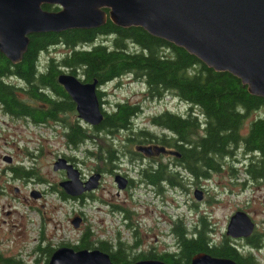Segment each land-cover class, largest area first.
<instances>
[{"label": "trees", "instance_id": "1", "mask_svg": "<svg viewBox=\"0 0 264 264\" xmlns=\"http://www.w3.org/2000/svg\"><path fill=\"white\" fill-rule=\"evenodd\" d=\"M44 7L59 8L51 4ZM59 46L69 50L62 56L57 51L49 54L43 68L40 65L41 54L54 53L53 50ZM66 68L75 74L80 71L86 79H97L100 83H109L130 74L146 83L151 97H163L168 91L172 92L189 105L187 111L166 109L153 115L151 122L175 133L173 141L161 135L159 140L174 144L183 152L184 168L196 177L209 176L213 170L221 169L225 158L242 147L248 157L245 164L247 173L254 180H264V112L252 118L245 131L251 114L264 108V96L252 94L248 85L230 71L208 66L186 48L151 34L142 26L124 27L109 18L99 27L31 33L28 49L17 63L0 50V101L3 110L13 116H30L36 122L59 119L57 111L71 106L69 95L59 80L60 73ZM53 93L67 99L56 101L50 97ZM33 101L49 102L51 106L44 110ZM140 110V103L118 101L96 126L98 129L130 128L134 131V118ZM68 126L70 142L78 144L88 136L87 129L79 123L69 121ZM98 129L96 136H101L96 139L98 150L112 160L117 144L110 139L108 130ZM153 132L134 133V136L144 139L152 137ZM10 167L18 176H29L33 172L24 162ZM178 168L161 163L156 170L152 167L145 170V178L160 188L163 181L179 185L182 177ZM200 223L193 227L190 237L181 232L180 253L152 257L172 264H190L196 253L207 251L215 256L234 258L240 264H260L252 251L240 249L235 239L228 235L215 242L209 235L205 217H201ZM175 227L180 230L182 226L177 222ZM247 241L255 247L262 245L255 232ZM61 244L75 248L99 247L110 253L115 264H130L143 257L132 252L131 246L120 244L114 249L107 241L94 240L89 227L83 231L78 243L64 241ZM39 248L46 257L44 264H48L56 247L39 245ZM36 261L39 262V258L36 257ZM4 263L19 264L8 258Z\"/></svg>", "mask_w": 264, "mask_h": 264}, {"label": "rangeland", "instance_id": "2", "mask_svg": "<svg viewBox=\"0 0 264 264\" xmlns=\"http://www.w3.org/2000/svg\"><path fill=\"white\" fill-rule=\"evenodd\" d=\"M68 50L65 46H59L53 50L54 53H42L40 65L45 66L49 54H55L57 51L62 56ZM106 87L109 92L106 109L118 101L140 103L141 110L134 118V130L146 127L151 131L170 133L152 123V116L166 109L186 112L189 107L185 101L169 91L163 97L148 96L146 83L130 74L113 80ZM263 112L264 108L251 114L245 131L248 130L250 120ZM69 121L78 120L61 114L59 119L36 122L31 118L7 114L0 105V206L4 205V211L9 208L16 211L12 215L2 211L0 226L7 229L15 216L24 218L21 226L25 227L26 259L30 264L45 262V255L38 248L39 245L58 247L64 241L78 242L83 230L76 228L71 221L77 209H82L87 214L85 229L90 223L107 225L106 229L94 232L100 238L115 236L114 232L118 227L123 230L124 235H128L126 220H122L120 212H117L118 215L110 213V206L106 203L109 200L119 203L124 195L126 197L122 204L131 211H138V215L143 213L141 207L147 202L153 206L152 216L146 215L144 219L147 225L153 223L156 226L160 237L158 243L161 245L173 242L171 236L164 235L161 229L169 231L172 220L175 222L179 217H182L192 230L195 225L201 224V217H205L210 237L215 242H220L227 235L230 216L237 209H244L256 222L254 232L261 238L262 245L255 247L248 243L247 238H232L240 249L252 251L260 264H264V180H254L247 173L245 164L248 157L244 148L238 147L235 153L225 158L221 169L213 170L209 176L196 177L189 170H185L183 177L181 176L182 184L172 185L165 181L164 187L153 196H145L136 191L133 195L122 193L118 198L113 176L107 174L99 193L82 203L62 195L59 181L66 176V171L54 169L53 164L59 156H71L84 173H89L97 161L92 158L88 147L95 150L98 147L92 139L84 140L78 145L69 144L66 135ZM121 134L124 135L125 130ZM97 137L101 138L100 135ZM5 154H11L13 161H6ZM21 162L32 169V174L18 176L12 171L10 166ZM122 164L123 167L129 165L126 159ZM132 174L137 178L138 171L132 170ZM34 189L45 193L35 197L32 194ZM108 189L113 193H109ZM140 199L146 200V203ZM133 216L135 218V213ZM4 218L7 221H4ZM36 257H41L39 262Z\"/></svg>", "mask_w": 264, "mask_h": 264}, {"label": "water", "instance_id": "3", "mask_svg": "<svg viewBox=\"0 0 264 264\" xmlns=\"http://www.w3.org/2000/svg\"><path fill=\"white\" fill-rule=\"evenodd\" d=\"M58 5V9L45 8ZM111 19L117 25L142 26L151 34L186 48L208 66L230 71L240 77L252 94L264 96V0H0V50L14 63L23 59L30 34L92 28ZM59 80L77 102L79 115L86 122L99 124L104 118L97 92V80L83 82L79 76L62 72ZM4 159L13 161L11 154ZM54 169H66L60 181L72 196L98 187L101 172L86 181L80 170L64 156ZM119 187L127 178L118 173ZM35 197L41 191L34 189ZM196 195L198 193L196 192ZM80 216L72 223L78 227ZM256 222L249 212L237 209L231 216L226 234L248 238ZM48 264H115L110 254L100 248L57 247ZM130 264H172L159 258H144ZM190 264H240L231 257L215 256L207 251L196 253Z\"/></svg>", "mask_w": 264, "mask_h": 264}, {"label": "flooded vegetation", "instance_id": "4", "mask_svg": "<svg viewBox=\"0 0 264 264\" xmlns=\"http://www.w3.org/2000/svg\"><path fill=\"white\" fill-rule=\"evenodd\" d=\"M63 72L73 73L69 70V68H66L65 71ZM76 75L79 76V78L83 82H92L94 80H97V79H94V80L86 79V77L83 74H81L80 71H77ZM111 82H113V80ZM109 83H100L97 80V92H98V96L100 99L101 108L104 114L105 112H111L114 106L112 105L111 108H107V109L105 107V103L108 101L107 94L109 93L106 85H108ZM62 85L69 95L68 98L71 103V106L64 110L62 109L58 110L57 111L58 117L60 118L61 114H65L68 117L76 118L78 121H73L72 123L77 122L83 128L87 129L88 136L84 140L92 139L93 142L96 143V139L98 138L96 136V130L98 129L97 126L86 122L83 118L80 117L76 100L68 92V90L66 89L63 83ZM50 97L52 99H55L56 101H63L67 99L64 95L55 94V93L50 95ZM0 105H1V109L3 110L1 101H0ZM50 106L51 104L49 102L40 101V108L47 110L50 108ZM4 112L7 114H10V112H7L5 110ZM28 118H30V116H28ZM84 122L86 124H84ZM66 127H67L66 135H67V140L69 144L78 145L79 143L75 144L69 141V137H68L69 126L67 125ZM98 130H108V133L110 134L109 135L110 139H112L114 144H117L116 153L114 155V158L112 160L110 158H105L104 157L105 155L99 152L98 149L95 150V149H90V147H88V150H90V153L92 155V158H94L97 161V164L91 169L89 173H84L83 170L78 166L79 164L75 160L74 157H71V156L66 157L69 162L73 163L74 166L79 168L80 176L83 181H86L92 174L96 172H101L102 176H101L98 187L93 188L92 190H85L84 192H82V194L77 195V196H72L68 194L66 190L64 189V187L60 184V181H61L60 180L59 184L61 188L60 187L59 188L61 190L59 188L58 189L61 191L63 196L66 195L65 197H71L73 199H77L78 201L84 203L87 198L89 197L94 198L95 193H99L100 189L103 187L105 176L107 174H110L113 176V184L117 187L116 195L118 196V198L121 197L122 193H125V194L129 193L130 195H133L134 193H136V191H138L140 194L145 195V196L146 195L153 196L164 187V184L162 183V187L160 188L159 185H157L156 183H153L149 179H146L145 170H147L150 167H152L153 170H156L158 165L161 163L175 165L179 167L178 169L180 172V176L182 177H183L184 171L187 170L186 168L182 166L183 152L176 145L165 143L164 141L159 140V137L161 135L173 141V138L175 137V133L171 130L169 131L170 133H167V134L166 132L154 131L153 132L154 135L152 137L148 136L144 139L142 137H140L141 139H139V137L137 138V136H134V133H141L144 131L151 133V131L147 129H143V128L137 129V131L130 130V128H118L115 130V129L108 128V127L99 128ZM124 130H125V134L123 135L121 133ZM84 140L82 142H84ZM125 159L128 161V164H129L127 167L122 166L123 165L122 161ZM62 170L66 171V176L62 179L64 180L67 178V170L66 169H62ZM132 170L138 171L137 178L132 174ZM118 173L123 174L127 178L126 186L123 188L119 187V182L116 179V175ZM108 191L109 193H113V191L110 189H108ZM41 193H45V192L42 191ZM125 197L126 196L124 195V197L122 198L123 200L120 199L119 203L114 200H109L106 203L110 206V209H109L110 213H115L118 215L117 212H120L121 213L120 217L122 218V220H126L125 227L128 230V235H124L123 230L118 227L115 229L116 230L114 232L115 236L100 238V236L96 235L94 232H98V231H102L103 229H106L107 225L106 224L100 225L99 223L95 225L94 223L93 224L90 223L88 227L90 229L91 236L95 235L92 238L96 239V241H99V242L107 241L110 248H114V249L117 248L120 244L131 246L132 252L136 253L137 255L143 256V257H139L136 260H140L144 258H153L152 256L160 255V254L180 253L182 250L181 248L182 245L180 241L181 232L184 233L185 237H190L191 232H192V229L190 228V226H187L185 220L182 217H179L175 222L174 220H172V227L170 228L169 231H165V229H161L162 233L167 236L170 235L173 241L171 244L165 243L161 245L158 243L160 237H159L158 230L156 229V226L153 223L147 225L144 219L146 215L147 217H150V215L152 216V214L154 213L153 206L151 204H148V202L146 203V200L140 199V200H143V202L146 204L143 207H141L143 208L142 210L143 213L141 215H138V211L137 212L131 211L126 206H124V204H122V202L125 200L124 199ZM4 209H5L4 205L3 207L0 206V217ZM4 212L7 215H12L16 211L13 208L12 209L9 208L5 210ZM134 213H135V218L133 216ZM73 214L74 216L72 217V219L75 216L81 217L82 220L78 227L84 231L85 223H87V220H88L87 214L82 209H77L76 211H74ZM3 220L7 221L5 218ZM23 222H24V218L21 219L15 216V218H13L12 221H10V225L9 227H7V229L2 228L0 226V264H3L6 258L10 259V261H18L19 264H30V261L26 259L27 236L25 232V227L21 226V223ZM177 222L180 223L182 226L180 230L175 227ZM73 244H76V243H73ZM62 245H70V244H61L60 246ZM70 246H73V245H70ZM82 248H85V247H82ZM87 248L92 249V248H99V247H87ZM76 249H79V248H76ZM53 251L51 252L49 256V259ZM144 255H148V256H144ZM49 259H48V263H49ZM44 260H46V257Z\"/></svg>", "mask_w": 264, "mask_h": 264}]
</instances>
